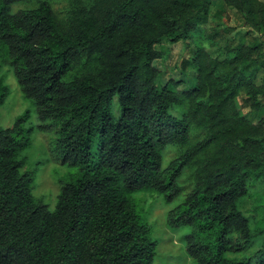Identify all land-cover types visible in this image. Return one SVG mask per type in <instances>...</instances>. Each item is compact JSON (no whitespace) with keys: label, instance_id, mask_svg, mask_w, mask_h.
Wrapping results in <instances>:
<instances>
[{"label":"trees","instance_id":"16d2710c","mask_svg":"<svg viewBox=\"0 0 264 264\" xmlns=\"http://www.w3.org/2000/svg\"><path fill=\"white\" fill-rule=\"evenodd\" d=\"M54 1L0 0V60L38 118L59 121L57 147L78 174L49 210L19 157L27 114L0 128V264H154L156 244L129 195L153 190L169 201L183 171L192 188L166 223L189 227L187 254L196 264H264V215L249 253L251 217L241 210L251 183L264 186V119L249 120L235 102L259 109L264 100V0H221L249 32L225 41L222 58L196 45L180 62V73L194 71L188 89L158 83L152 62L164 57L163 40L203 34L212 0H68L62 19ZM7 94L0 76V104ZM167 144L180 151L162 168ZM260 195L253 216L264 214Z\"/></svg>","mask_w":264,"mask_h":264},{"label":"rangeland","instance_id":"374dc122","mask_svg":"<svg viewBox=\"0 0 264 264\" xmlns=\"http://www.w3.org/2000/svg\"><path fill=\"white\" fill-rule=\"evenodd\" d=\"M30 5V4H29ZM24 4L16 7H24ZM32 6V4H31ZM57 17L62 19L68 11V0H56L52 4ZM229 31H225V30ZM203 34L188 38L186 41L170 43L167 40L162 41L164 57L156 59L152 63L160 71L158 83H164L167 79L179 80V89H188L195 84L193 69L186 67L182 73L179 72L181 61L189 57L194 52L196 45L206 48L207 52L214 57L222 58L221 46L225 41L236 38L239 34L249 32V28L243 25V18L236 12L228 10L221 0H212V6L209 11L206 24L203 25ZM211 34L209 39H201L203 36ZM235 41V40H234ZM196 42H198L196 44ZM234 43L233 41H231ZM213 43V44H210ZM0 76L4 77V82L8 88V94L0 104V128H8L13 125L15 120L27 114L25 119L20 122L22 136H27L28 144L22 146L19 150V157L24 158L23 171H32L34 173L32 180L31 193L35 198H40L49 210L55 206L57 195L61 184L75 178L78 169L70 158L65 157L60 148L57 147V137L59 121L57 119H46L41 121L37 116L35 105L30 99L23 96V93L13 77L12 70L8 64H1ZM239 112L245 115L251 121L264 119V100H259L260 108L252 109L241 106L238 98L235 100ZM111 112L114 117L119 114V107L116 98L111 101ZM173 115H178L179 107L169 110ZM191 142V141H190ZM192 143V142H191ZM178 146L167 144L161 150L162 162L161 167L175 156L178 155ZM185 170V169H184ZM184 172V173H183ZM181 175V185L183 190L173 199L167 201L163 193L153 190H140L131 193L129 196L133 201L134 209L137 214L149 227V236L155 242L154 264H196L185 248V236L188 234L189 227L182 226L179 228L169 227L166 223V217L169 210L176 207L183 200L185 194L192 188V182L186 180V173ZM179 177V183H180ZM249 196L242 204L241 210L246 216L251 217V232L253 222L264 214H254L251 211L254 193L260 196L264 194V186L260 183H251ZM253 234V232H252ZM253 246L248 250L259 247L261 242L260 236H252Z\"/></svg>","mask_w":264,"mask_h":264}]
</instances>
